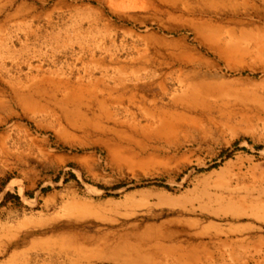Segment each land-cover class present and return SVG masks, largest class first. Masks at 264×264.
Masks as SVG:
<instances>
[{
    "label": "rangeland",
    "instance_id": "rangeland-1",
    "mask_svg": "<svg viewBox=\"0 0 264 264\" xmlns=\"http://www.w3.org/2000/svg\"><path fill=\"white\" fill-rule=\"evenodd\" d=\"M0 264H264V0H0Z\"/></svg>",
    "mask_w": 264,
    "mask_h": 264
},
{
    "label": "bare ground",
    "instance_id": "bare-ground-1",
    "mask_svg": "<svg viewBox=\"0 0 264 264\" xmlns=\"http://www.w3.org/2000/svg\"><path fill=\"white\" fill-rule=\"evenodd\" d=\"M199 72V71H198ZM200 73V72H199ZM196 74V73H195ZM206 74V73H205ZM195 76V75H194ZM200 84V83H199ZM206 84V83H205ZM204 84V85H205ZM196 85H198V84H196ZM204 85H201V86H194L193 87V85H191V89L190 88H186V89H184V92H186L187 93V95L189 94V93H193V92H195L196 94H198V95H203V93H205L206 92V90H207V88L206 87H204ZM163 86H165V85H163ZM147 89V88H146ZM164 90H165V88H163ZM182 91V90H181ZM167 92V91H166ZM165 94V93H164ZM185 97V96H184ZM197 101V99H195V100H192V101H185V103H186V105H192V104H194L195 102ZM176 102V101H175ZM164 114V113H163ZM168 114V113H167ZM166 122V121H165ZM186 123V122H185ZM180 124V123H179ZM185 125V126H184ZM184 125H179V126H176V128L174 129L176 132L177 131H185V132H188V131H190L189 130V123L187 124H184ZM166 128V127H165ZM168 129V128H167ZM166 132H167V130H166ZM164 134V133H163ZM167 135V134H166ZM181 146L179 145L178 146V148H180Z\"/></svg>",
    "mask_w": 264,
    "mask_h": 264
}]
</instances>
